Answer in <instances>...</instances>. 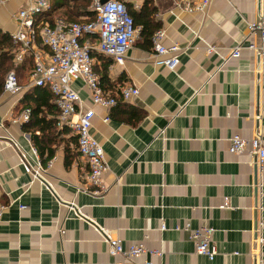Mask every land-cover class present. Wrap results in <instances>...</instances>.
<instances>
[{"label": "crops", "instance_id": "crops-1", "mask_svg": "<svg viewBox=\"0 0 264 264\" xmlns=\"http://www.w3.org/2000/svg\"><path fill=\"white\" fill-rule=\"evenodd\" d=\"M51 1L53 7L56 0ZM127 1L140 8L146 0ZM148 1L166 31L164 44L183 49L171 69L158 62L139 29L125 63L109 67L114 96L125 85L140 93L126 106L94 107L92 133L109 166L108 189L101 195L91 192L90 166L78 151L74 129L52 123L59 119L54 96L31 83L33 54L16 59L19 44L11 35L18 29L15 14L27 0L0 5V58L3 51L11 56L0 79L14 71L22 87L11 94L0 85V264H131L109 253L93 225L126 247L143 244L150 252L137 259L141 264H264V242L258 251L259 235L264 238V165L248 148L229 151L235 134L264 140V58L246 48L261 43L248 24L264 18V0H212L195 12L179 5L200 0ZM239 42L245 47L241 55L229 58ZM209 45L217 50L209 53ZM37 48L48 53L40 43ZM73 87L83 106L91 107L89 87L80 79ZM37 105L43 129L27 130L29 121L20 116ZM33 132L43 149L37 150L45 169L38 179L33 161L23 164L15 145L34 157ZM187 224L214 229V259L199 254L191 233L178 229Z\"/></svg>", "mask_w": 264, "mask_h": 264}, {"label": "built area", "instance_id": "built-area-1", "mask_svg": "<svg viewBox=\"0 0 264 264\" xmlns=\"http://www.w3.org/2000/svg\"><path fill=\"white\" fill-rule=\"evenodd\" d=\"M7 0H0V5ZM91 9L97 12V18L91 21L75 22L67 21L62 17H56L54 24L45 22L44 26L37 31V18L39 15L51 10V0H27L16 14L18 29L11 36L19 48L16 53V59L23 61L29 53L34 55V69L30 73L32 85L46 86L54 94V101L58 105L60 114L57 124L59 126L70 125L76 135L79 153L87 159L90 166L88 181L95 186L91 192L94 195H101L107 191L108 186L105 183V174L109 170L103 145L97 140L92 133L93 119L96 115L95 106L110 108L117 104L118 100L106 92L100 85L99 75L94 69L95 58L92 51L104 54L114 60L116 64H124L128 51L135 45L139 28L135 26L133 17L130 15L128 8L122 0H91ZM212 0H200L199 2H185L179 5V8L185 12L205 11L211 4ZM251 31H258L260 35V44L250 43L246 48L257 50L264 58V18L259 21L249 22ZM165 29L160 28L153 37V47L158 62L165 64L174 69L179 63V54L183 49L179 44L165 45ZM40 35L42 44L49 48L48 53L37 48V35ZM89 34L98 35L97 41L91 37L86 38ZM244 45L237 43L229 58L239 57ZM217 50L216 47L209 45V53ZM82 82L89 87L92 106L85 108L82 104V98L78 90L73 87L75 80ZM5 91L11 94H18L22 87L18 75L12 71L8 73L5 83ZM140 93L139 88L133 85H125L121 88V97L124 102L131 101ZM31 110L25 109L20 120L29 121ZM107 116L105 121H109ZM17 121V120H14ZM4 126L3 123L0 124ZM15 145L21 151V162L26 164L29 159L33 161L34 169L33 178L42 177L44 166L41 162L40 155L34 147V157L31 153L23 149L18 142ZM257 157L258 164L264 165V140L261 136L247 139L240 134L231 137L229 151L239 153L245 149ZM87 190V189H84ZM228 205V202L225 204ZM26 206L21 205V208ZM4 206H0V221ZM81 213V210L78 209ZM77 216L79 214L76 213ZM95 230L100 234L102 239L107 243L109 253L114 256H123L131 264H141L137 259L144 254L149 253L143 244H134L126 247L123 241L111 234V232L102 227L93 225ZM165 229V226H162ZM191 233L192 239L196 241V250L199 254L214 259L217 250L211 242L213 228L204 227L192 229L190 224L183 228ZM264 242L262 235L258 238V251L261 253V246ZM154 253V252H152ZM157 253V252H155ZM144 264H153L146 261Z\"/></svg>", "mask_w": 264, "mask_h": 264}, {"label": "trees", "instance_id": "trees-1", "mask_svg": "<svg viewBox=\"0 0 264 264\" xmlns=\"http://www.w3.org/2000/svg\"><path fill=\"white\" fill-rule=\"evenodd\" d=\"M122 1H124L130 15L133 17L135 26L140 29V34L145 38L148 44L153 45V37L156 31L161 28L160 22H158L155 17L156 8L148 0H146L140 8L135 7V5L132 2H129L127 0H122ZM91 2H92L91 0H56L51 10L38 16L37 31H40L42 26H44L45 22H50V24L53 25L55 14L58 11H60L61 17L67 21L84 22V21L95 20L97 18V12L91 9ZM3 37L5 41L10 40V36L8 34H5ZM88 37H91L93 41H97L98 39V35L96 34L93 35L89 34L86 36V38ZM36 43L37 45L39 43L42 44V39L39 34L37 35ZM44 49L45 51H49V48L46 46H44ZM92 56L95 58L94 69L99 75L100 85L103 87V89L106 92H108L111 96L115 97L118 100L116 105L126 106L127 103L123 102L121 97V90L119 91L118 96H114L116 91V85H114L110 81L108 75L109 67L114 63V60L104 54L98 53L95 50L92 51ZM10 59L11 56H9L8 52L3 51L1 53L0 75H3L7 71H9L10 66L7 63L10 62ZM33 69L34 66L32 70ZM4 83L5 81L3 79H0V85L4 86ZM39 87L45 88V91H47V93L51 92V94L54 96V94L49 89V87L46 86H39ZM54 106L56 108L58 107L57 104H54ZM29 109L31 110V117L29 122L25 124V129L32 130V128L35 125H37L40 129H43V126L41 124L44 121V118L40 117V112H41L40 105H37L36 107ZM59 114H60V110H59ZM139 116L140 117H138L137 119L141 118V115ZM52 123L54 124L57 123V119H54ZM32 139L38 148L37 150H39V152L42 153L43 149L38 142L39 137L34 132L32 133ZM49 153L51 154V151Z\"/></svg>", "mask_w": 264, "mask_h": 264}, {"label": "water", "instance_id": "water-1", "mask_svg": "<svg viewBox=\"0 0 264 264\" xmlns=\"http://www.w3.org/2000/svg\"><path fill=\"white\" fill-rule=\"evenodd\" d=\"M103 2L107 1V0H102Z\"/></svg>", "mask_w": 264, "mask_h": 264}, {"label": "rangeland", "instance_id": "rangeland-1", "mask_svg": "<svg viewBox=\"0 0 264 264\" xmlns=\"http://www.w3.org/2000/svg\"><path fill=\"white\" fill-rule=\"evenodd\" d=\"M60 14V13H59Z\"/></svg>", "mask_w": 264, "mask_h": 264}]
</instances>
